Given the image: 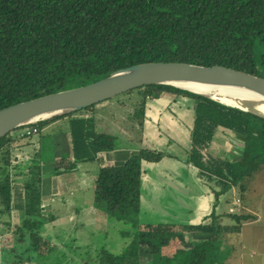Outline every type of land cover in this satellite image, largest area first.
<instances>
[{
	"label": "trees",
	"instance_id": "16d2710c",
	"mask_svg": "<svg viewBox=\"0 0 264 264\" xmlns=\"http://www.w3.org/2000/svg\"><path fill=\"white\" fill-rule=\"evenodd\" d=\"M147 63L221 66L264 78V0H0V111L85 87ZM138 90L142 100L135 109V118L139 117L140 123L145 119L147 102L163 94L175 95L176 101H192L194 127L188 162L202 170L221 193L240 185L264 165V119L171 86ZM95 107L57 118L69 119L76 163L92 162L101 153L120 149L115 137L96 132L95 119L88 114ZM51 121L34 126L39 129ZM219 129L244 140L240 162L233 164L204 155ZM31 138L11 133L0 141L1 214L11 212L14 177L27 180L26 217L12 230L14 238L8 242V246L13 244L12 253L21 254L13 264H50L62 255L68 257L66 264H77L65 246L60 248L42 234L46 221L42 214L39 154L27 161L24 170L17 156L20 142ZM138 154L140 162L149 163H159L166 157L148 149ZM140 162L130 160L101 168L94 190L97 211L109 218L135 222L141 210ZM63 164L64 160L56 169L64 168ZM249 164L255 167L248 168ZM240 187L245 189L243 183ZM226 217L235 225L221 226L220 216L213 212L209 222L195 227L139 226L135 261L112 259L100 248L94 257L84 254L82 264H140L142 254L151 256L154 249L169 247L186 232L215 237L198 241L188 250L178 249L171 258L161 256L146 264H222L225 244L221 235L240 233L243 223L253 218L237 213ZM6 225L2 224L0 235H9L12 226L8 223L6 230Z\"/></svg>",
	"mask_w": 264,
	"mask_h": 264
},
{
	"label": "rangeland",
	"instance_id": "374dc122",
	"mask_svg": "<svg viewBox=\"0 0 264 264\" xmlns=\"http://www.w3.org/2000/svg\"><path fill=\"white\" fill-rule=\"evenodd\" d=\"M141 100L142 95L136 89L131 94L126 93L103 102L110 103L111 109L104 111L98 117L95 130L118 137L119 146L131 152L133 151L130 157L132 161L140 162L138 154L140 148L156 149L159 152H161L160 150L172 152V156H178L180 158L185 156L186 148L189 147L190 143V129L194 124V113L190 108L192 101L187 98H182L171 104V106L166 100L149 101L148 110L145 114V124L142 125L139 117L135 120H130L127 117V115L131 116L132 112L136 109H134L133 105L131 106L129 104V101L139 104ZM116 101H124V105L118 104ZM103 103L96 105V108ZM226 104L231 105L230 103ZM135 121L138 124H134ZM59 135H56V137ZM60 136L63 137L64 135ZM233 139L231 140L237 142V139ZM39 140V135L32 137L31 142L34 144L30 147V150L29 146H26L29 153H35V143L39 145L40 142L37 143ZM27 141L29 139L24 140V142ZM42 141L46 143L43 145L45 152L39 158L41 162L45 160V163H42L43 167L50 163V161L56 160L54 158L55 156L68 158V149L65 148V142L60 141L62 145L59 150L56 141L53 140L52 136L47 135V132H43ZM240 145L244 150L246 144L241 143ZM65 152H67V155L63 154ZM39 153L40 151L38 149ZM17 156L23 161L21 170H24V167L29 163L26 160L29 156L22 155V153L19 154V152ZM232 156L233 161L242 160V157L236 158L234 154ZM99 159L104 163V156ZM24 161L26 162L25 164ZM118 163L123 164L119 161ZM140 163L143 167L141 210L134 217L135 222L108 217V223L100 231H96L97 226H95V212L97 210L94 209V183L102 164L98 161L86 164H77L76 162L64 163V168L62 169L68 170V172L64 173V176L68 179H75L76 183H80L76 188L81 189L82 194H78L76 198H73L69 194L61 202H54L56 206L60 203L58 210L54 213L57 219L54 217L55 223L52 222L53 228L49 229L46 225L43 227V236L53 240L54 243L64 244L62 246H65L66 250L72 253L71 260L74 259V263L76 261L77 264H82L84 254L86 255L88 253L94 257L100 248L105 249L112 259L118 261L131 259L135 261V253L137 254V251H139L137 245L139 226L201 224L206 215L213 212L212 205L218 203L216 211L214 210V212L220 216L219 222L221 226L232 227L235 225L233 221L226 217L228 213H237L245 216L251 215L253 217L248 222L243 223L240 233H223L221 235L225 244L222 251L225 250L226 246H229L223 255L227 256L231 250L232 264H264V165L260 170L244 178L242 182H239L240 185L234 186L233 189L224 193H221L219 186L208 184L205 180L203 181L201 179L197 184L200 186L203 185L204 187L201 186L200 190L198 185L192 183L190 176L187 177L182 174L180 176L183 182H179L182 186V193H179L169 188L162 189V184L167 177L165 176L166 172L169 171L170 167L167 160L162 166H150L144 162ZM249 165H247L248 168L253 166L252 164ZM49 168L52 169L53 167L49 166ZM62 169L61 171H54L55 169H53V172L55 174H61L63 173ZM26 181V178L18 177L16 179L14 177L11 212L1 214L2 208L0 207V229H2V224L8 225V223H11L12 226L9 230V235H0V260L2 261L5 257H8L6 259L11 261L10 264H13L16 259H20L21 257L20 253L11 252L13 244L12 246H8V242L14 238V236L11 237L13 235L12 230H15L18 225L21 226L25 220ZM242 183L245 186L244 190L240 187ZM147 186L148 188L146 189ZM145 190L146 193L144 194ZM195 201L199 204L196 205ZM44 209L42 214L46 221L48 220V211ZM76 222L80 226L78 229L72 230V224ZM7 225L6 230L8 228ZM182 237L183 235L178 236V240L172 244L170 249L173 253L181 247L186 248L192 246L196 240L198 241L194 235L191 238L189 235L184 236V238ZM209 237L213 238L215 236ZM199 239L202 240V238ZM78 245L81 247L74 249ZM85 246H89V248H85ZM23 257L25 258L26 256L24 255ZM61 257H54L50 264H59V260L61 264H66L68 257H63V255ZM142 257L138 262L140 264H146L149 260V254L144 253ZM223 264H228V262H224Z\"/></svg>",
	"mask_w": 264,
	"mask_h": 264
},
{
	"label": "crops",
	"instance_id": "0c3cea01",
	"mask_svg": "<svg viewBox=\"0 0 264 264\" xmlns=\"http://www.w3.org/2000/svg\"><path fill=\"white\" fill-rule=\"evenodd\" d=\"M159 100H166L168 103H170V106H171V104L176 102V96L175 95H170V94H163L160 97V99H158V101ZM131 101H133V100H131ZM131 101H129V104L131 106L133 105L134 109L137 108L138 104H135V102H131ZM150 101H154V100H150ZM116 102H118V104H123L124 103V101L123 102L116 101ZM148 103H149V101L146 104L145 114H146V111L148 110V105H149ZM109 104L110 103H103L98 108L95 107L91 112L88 113L90 116H92L95 119V124H96V121H98V117H100L103 114L104 111H106V110L109 111L111 109V106ZM107 105H108V107H107ZM112 107H113V105H112ZM98 112H100V113H98ZM127 117L130 120L131 119L135 120L136 119L135 118V110L132 112L131 116L127 115ZM57 118H59V117H57ZM57 118L51 119L52 121L48 120V121H51V122H48V123L44 124L42 127L39 128V130H40V132H39L40 140L37 141V143L40 142V144L36 145V143H35V146H36L35 153L31 154L26 149L27 148L26 146H29V150H30V147H32V145L34 143H32L31 141L24 142V140L22 142H20L19 145L22 146V147H20L19 151H18L19 154L22 153V155H26V156L28 155L29 158H27L26 160L30 161V159L32 158L33 155L38 154V149H39V151H40L39 158H41L43 156L44 152H45L43 150L44 149L43 145H44L45 142L42 141L43 132H45V133L47 132V135L53 137V140L56 141V145L58 146L57 148L59 150H60V146L62 145L60 143V141L61 142H65L64 143L65 144V148L68 149V158H62V156H60V157L59 156L58 157L55 156L54 158H56V160L50 161V163L46 164L45 167H43V164L45 163V160H42V162L40 160V165H41V170H42V182H41L42 213H43V208H45L44 210L48 211V220H46V226L49 229L53 228L52 227V222L55 223L54 217L57 219V217L55 216L54 213L58 210V207L60 205V203H58L57 204L58 206H56L54 202L55 201L61 202L62 199L65 198L66 195L68 196L69 194L71 196H73V198H76L78 196V194H82V190L79 189V188H76V187H78L80 185V183H76L75 179H68V178H66L64 176L65 175L64 173L68 172L67 169H65V170L62 169L63 173H61V174H55L53 172V169H55L54 171H56L57 170L56 169L57 165L63 160H64V163H66V162L67 163H70V162H74L75 163L74 158L72 156V150H71L72 143H71V136H70V132H69V119L68 118H66V119H57ZM145 120L146 119H144L141 122L142 125L145 124ZM136 123L137 122L135 121L134 124H136ZM193 127H194V124H193ZM192 128L190 129L189 135L191 134ZM59 132L61 133L60 135H64V136L61 137L59 135ZM22 133H23V129L21 128V129H18L16 131H14L12 133V135L14 137H18V138H26V137L22 136ZM97 133H100V132H97ZM56 135H59V136L56 137ZM113 137H115L118 140V137H116V136H113ZM233 138L237 139V142H234ZM65 139H66V141H65ZM231 139H233V140H231ZM189 141H190L189 147L186 148L185 156H183L181 158L178 157V156H172L173 155L172 152H164V151L160 150L161 153H163L166 156L161 162H159V163L144 162L146 164H149L150 166H162L163 164H165L166 160H167V162H169L168 163L169 166H170L169 167V171L166 172L165 176H167V177L165 178V180H164V182L162 184V189L163 190H164V188L165 189L169 188V189H172V190L177 191L179 193L180 192L182 193V186L179 183V182H183L182 181L183 179L180 176L182 174L186 175L187 177L190 176V178H192V183H194L196 185H198L197 183H198V181L200 179L203 180V181L205 180V182L208 183V184L216 185L212 181H208V177L206 176V174H204V172L202 170H200L199 168H197L193 164H189L188 160H189L190 153L192 151L191 135L189 137ZM241 143H245V142L240 136L236 135L233 132L226 131L224 129H219L216 132V135H215V137L213 139L212 144L204 152V155L206 156V158L210 157L212 159L221 160V161H225V159H226V161H229V162H231L233 164H236V163L240 162V160L233 161L232 154H234V157H236V158H241V157L243 158V148L240 145ZM23 145H24V147H23ZM119 147H120V149H118L119 151L116 150V151H113V152L101 153V154L98 155L96 160H94L92 162H83L82 164L94 163V162L98 161V162H100L102 164V166H100V168H99L101 170V168H103V167L115 166V165H123V164L129 162L133 151L131 152L130 150L124 149L121 146H119ZM142 149H148V150L159 152V150H156V149H150V148H142ZM142 149L140 148L139 151L142 150ZM64 151H66V150H64ZM69 151H70V154H69ZM66 153L67 152H65L63 154H66ZM171 153H172V155H171ZM102 156H104V159H105L104 163H103L102 160L99 159ZM230 157H232V158L230 159ZM118 161L120 163H123V164H119ZM77 164H81V163H77ZM49 166H51L53 168L50 169ZM59 171H61V170H59ZM98 172H100V171L98 170ZM142 173H143V167H142ZM96 179H97V177H96ZM215 180L218 182V179L216 177H215ZM95 182H96V180H95ZM198 186H199L200 190H201V186L204 187L203 185H201V186L198 185ZM151 187H152V185H151ZM147 188H148V186L146 187V189ZM94 190H95V183H94ZM205 191L207 192V190H205ZM77 192H79V193H77ZM145 193H146V190L144 191V194ZM80 198H82V196H80ZM195 202H196V205L199 204V203H197V201H195ZM217 204L218 203H215V204L212 205V211L213 212H214V210L216 211ZM94 209H95V207H94ZM213 212L212 213H208V215H206V217L203 219V223H201V224H187V225L186 224H168V225H174L176 227H180V226H193V227L199 226V225H202V224H205V223L209 222L211 220V216H212ZM95 221H96V225L95 226H97L96 231H98V230L100 231L101 229H103V226H105L108 223L109 218L107 217V215L96 211L95 212ZM78 222L72 224V230L78 229V227L80 226V225H78ZM160 225H162V224H160ZM154 226H157V225H154ZM143 227L144 226H141V228H143ZM181 235H183L182 238H184V236H187V235H189L190 238H191L194 235L195 237H197L198 241H204V240H207L209 238L211 239L212 237H209V236H213V234L197 233V232L196 233H187L186 232L184 234H179V236H181ZM199 238H202V240L199 239ZM177 240H178V238H177ZM51 241L54 243L53 240H51ZM198 241L196 240V242H198ZM195 243H193L192 246H189V247H186V248L181 247L179 249L188 250V249L194 247ZM54 244H57V243H54ZM172 244L169 247H167V248L154 249L153 254L151 256L149 255V260H152V259H155V258H159L161 256H165L167 258L173 257L176 252L173 253L171 251L170 248H171ZM58 245H59L60 248H63L62 245H64V244H58ZM80 247L81 246L78 245V246L74 247V249H79ZM85 248H89V246H85ZM225 250H226V248H225ZM225 250L222 251L223 254L225 253ZM72 251H74V250H72ZM161 252H163V253L161 254ZM229 252H230V254H227V256H225V260H223L222 264L224 262L225 263L228 262V264H232V262H231V259H232L231 250ZM71 256H72V253L70 254V258H71ZM6 258H8V257H5V259ZM5 259L2 260V261L0 260V264H10L11 261L7 260V259L5 260Z\"/></svg>",
	"mask_w": 264,
	"mask_h": 264
},
{
	"label": "water",
	"instance_id": "95a60500",
	"mask_svg": "<svg viewBox=\"0 0 264 264\" xmlns=\"http://www.w3.org/2000/svg\"><path fill=\"white\" fill-rule=\"evenodd\" d=\"M240 88L264 98V78L233 69L182 63H147L120 70L85 87L59 92L23 102L0 111V141L14 131L57 117L77 113L133 90L148 86H171L206 97L225 106L264 119V116L205 92L184 87ZM245 146V145H243Z\"/></svg>",
	"mask_w": 264,
	"mask_h": 264
},
{
	"label": "bare ground",
	"instance_id": "6f19581e",
	"mask_svg": "<svg viewBox=\"0 0 264 264\" xmlns=\"http://www.w3.org/2000/svg\"><path fill=\"white\" fill-rule=\"evenodd\" d=\"M196 91L211 94L225 103L249 109L264 116V98L251 91L240 88H208L193 85H182Z\"/></svg>",
	"mask_w": 264,
	"mask_h": 264
},
{
	"label": "built area",
	"instance_id": "2783aa9c",
	"mask_svg": "<svg viewBox=\"0 0 264 264\" xmlns=\"http://www.w3.org/2000/svg\"><path fill=\"white\" fill-rule=\"evenodd\" d=\"M22 129H23L22 136L26 137V138H31L35 135H39V132H40V130L34 125H30V126L22 128Z\"/></svg>",
	"mask_w": 264,
	"mask_h": 264
}]
</instances>
